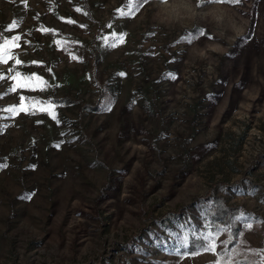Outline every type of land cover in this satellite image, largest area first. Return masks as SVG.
Returning <instances> with one entry per match:
<instances>
[{
	"label": "rangeland",
	"instance_id": "374dc122",
	"mask_svg": "<svg viewBox=\"0 0 264 264\" xmlns=\"http://www.w3.org/2000/svg\"><path fill=\"white\" fill-rule=\"evenodd\" d=\"M129 3L0 0V35L20 36L14 58L0 65V108L25 96L28 109L0 112V264L260 260L253 252L264 251V0L220 4L245 22L233 39L199 19L158 27V0L122 16ZM114 34L123 42L109 47ZM216 44L210 60L191 55ZM9 69L45 85L9 92ZM67 97L74 103L57 102ZM241 214L253 218L251 230ZM217 227L231 231L220 234L215 253L174 254L184 234L191 243L190 229Z\"/></svg>",
	"mask_w": 264,
	"mask_h": 264
},
{
	"label": "snow or ice",
	"instance_id": "6c2138e0",
	"mask_svg": "<svg viewBox=\"0 0 264 264\" xmlns=\"http://www.w3.org/2000/svg\"><path fill=\"white\" fill-rule=\"evenodd\" d=\"M159 3H163L164 0H158ZM148 0H130V3L128 5L127 11H122V16H133L135 15V11L138 10L139 7H142L144 4H147ZM211 3H229L232 5H239L241 3V0H198L199 6L204 5H210ZM13 28H15V24L12 25ZM196 36L204 37L205 31L203 28H200L197 30ZM113 43L109 44V47H114L116 43H122L123 42V36H116L113 35ZM189 43H191L192 39H195V37L189 33L188 37ZM208 39L211 40L212 37L208 36ZM20 40V36H13L9 39H5L3 35H0V65L6 64L9 60L14 58L13 49L17 47V41ZM22 62L19 59H15V64L20 65ZM9 71L13 72V75L11 76V80L14 81L9 86L8 91L9 92H16L17 89H27L33 86H41L45 85V81L42 80L38 76H31V75H23L19 71H15L13 69H9ZM5 78L3 76H0V81L4 80ZM172 79H175V76H172ZM25 96H19V105L17 107H10L8 109L0 108V112H7L11 115H15L18 112L27 111L28 109L25 107ZM37 106L43 107L44 105L41 104L40 101H32L29 105L31 108H36ZM51 102L47 103V107L51 108ZM11 115L9 118H11ZM0 131H3V128L0 127ZM2 165H0V170H2ZM243 226L244 228L251 230L253 227L252 224V217H249L248 215L241 214L236 218ZM231 228H219L217 227L215 231L211 230H205L200 231L198 229H190V232L192 233L191 237V243L189 242V236L188 234H184L182 239H179L178 247L175 249L174 254L182 256V258H194L202 253H215L218 247L217 240L219 239V236L222 232H230ZM221 245L225 248L223 256H228L229 251L227 250V245L231 243V237L227 241H221ZM181 249L183 251H181ZM253 255L259 256V261H246V264H264V251H257L253 252ZM219 264V262H218Z\"/></svg>",
	"mask_w": 264,
	"mask_h": 264
},
{
	"label": "clouds",
	"instance_id": "9594fccd",
	"mask_svg": "<svg viewBox=\"0 0 264 264\" xmlns=\"http://www.w3.org/2000/svg\"><path fill=\"white\" fill-rule=\"evenodd\" d=\"M154 23L161 28L173 30L177 27L190 26L197 19L212 26L216 35L221 39H233L242 35L246 29L245 22L229 10L216 3L201 13L198 0H164L154 5ZM221 46L206 45L203 48H194L191 55L195 59L210 60V53L220 51Z\"/></svg>",
	"mask_w": 264,
	"mask_h": 264
},
{
	"label": "trees",
	"instance_id": "16d2710c",
	"mask_svg": "<svg viewBox=\"0 0 264 264\" xmlns=\"http://www.w3.org/2000/svg\"><path fill=\"white\" fill-rule=\"evenodd\" d=\"M95 58H96V55L94 54V59ZM96 65H97L96 61L94 60V62H93L94 71L92 73V77H93V80L96 82V84H100V82L98 81V78H97ZM57 102L68 103V104L74 103V101H72L69 97L57 100ZM81 109L82 110H94V109L96 110L97 108H95L93 105L82 104ZM237 264H241V263L238 262Z\"/></svg>",
	"mask_w": 264,
	"mask_h": 264
}]
</instances>
